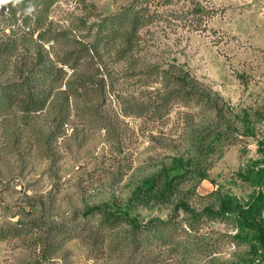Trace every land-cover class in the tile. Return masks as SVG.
Listing matches in <instances>:
<instances>
[{
	"label": "rangeland",
	"instance_id": "1",
	"mask_svg": "<svg viewBox=\"0 0 264 264\" xmlns=\"http://www.w3.org/2000/svg\"><path fill=\"white\" fill-rule=\"evenodd\" d=\"M0 234V264H264V0L0 5Z\"/></svg>",
	"mask_w": 264,
	"mask_h": 264
},
{
	"label": "trees",
	"instance_id": "2",
	"mask_svg": "<svg viewBox=\"0 0 264 264\" xmlns=\"http://www.w3.org/2000/svg\"><path fill=\"white\" fill-rule=\"evenodd\" d=\"M27 7L29 8V5ZM42 10L43 11L41 12V14L44 13V8H42ZM129 11L130 10L128 11L126 10L125 12L122 13V16H125L123 18L124 23L125 22L127 23V26H125V34L123 36L125 38L124 39L125 43L131 45V43L134 44V38L139 32L141 25L143 24L139 25L141 21H139L140 16L138 13L140 12L131 14ZM116 19L117 18H115L113 21H115ZM182 207L185 210L191 211V209L188 208L186 205ZM237 208L241 210H245L240 204L236 203L235 200H233L232 198H227L222 202L220 211L216 213L209 212V216L216 217L223 214H228L231 213L232 211H235V209ZM95 215H100L102 218L101 224L109 228H116L118 225L122 223L127 224L130 228L129 234L132 238V244L135 241H140V242L144 241L143 239L146 237L144 236V234L146 232H152V234H154V237L160 234V226L162 223L155 224L153 225L152 229H149L148 227H144L142 224L138 223L135 218H132L129 215L124 216L121 213H118L117 211L114 212L108 209L107 207L95 206L88 208L87 210L81 213V216L84 218ZM260 235H262V231L260 232ZM1 237L2 235L0 234V238ZM261 242L264 243V241Z\"/></svg>",
	"mask_w": 264,
	"mask_h": 264
},
{
	"label": "clouds",
	"instance_id": "3",
	"mask_svg": "<svg viewBox=\"0 0 264 264\" xmlns=\"http://www.w3.org/2000/svg\"><path fill=\"white\" fill-rule=\"evenodd\" d=\"M9 2L16 3L18 0H0V5H5Z\"/></svg>",
	"mask_w": 264,
	"mask_h": 264
},
{
	"label": "built area",
	"instance_id": "4",
	"mask_svg": "<svg viewBox=\"0 0 264 264\" xmlns=\"http://www.w3.org/2000/svg\"><path fill=\"white\" fill-rule=\"evenodd\" d=\"M254 264H263V263H261V262H257V263H254Z\"/></svg>",
	"mask_w": 264,
	"mask_h": 264
}]
</instances>
